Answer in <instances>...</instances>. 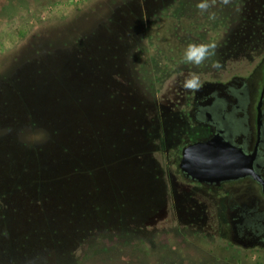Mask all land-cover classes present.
Masks as SVG:
<instances>
[{
  "label": "rangeland",
  "instance_id": "374dc122",
  "mask_svg": "<svg viewBox=\"0 0 264 264\" xmlns=\"http://www.w3.org/2000/svg\"><path fill=\"white\" fill-rule=\"evenodd\" d=\"M240 1L201 11L200 0H0V94L14 93L2 75L45 64L44 105L74 107L94 132L85 128L79 151L66 157L80 172L74 197H58L67 189L57 188L49 198L45 187L41 202H9L7 218L29 236L0 235V264H264L253 242L219 235L205 188L165 154L189 137L191 100L203 102L222 71L247 72L262 54L264 0ZM191 43L214 54L187 63ZM191 73L198 79L186 86ZM73 93L76 102L58 99ZM40 172L49 173L46 165ZM50 219L61 237L56 249Z\"/></svg>",
  "mask_w": 264,
  "mask_h": 264
},
{
  "label": "trees",
  "instance_id": "16d2710c",
  "mask_svg": "<svg viewBox=\"0 0 264 264\" xmlns=\"http://www.w3.org/2000/svg\"><path fill=\"white\" fill-rule=\"evenodd\" d=\"M49 75L50 71L42 64V68H38L35 73H29L21 67L13 75L5 73L1 76L14 93L8 90L0 94V165L3 168L0 173V216L5 225L0 235L29 236L28 230L24 228L18 232L17 226L7 218L8 204L14 202L12 199L18 201V195L24 202H41L37 191L42 193L41 189L48 187L49 198L56 197L57 188L61 192L67 189L64 195L58 197H74L81 184L78 166L70 168L66 157L79 151V140L85 128H88L86 134L89 136L94 132L87 122L85 126L78 120V112L73 110L74 107L44 105L45 100L51 97L46 90V87L49 88ZM50 77L61 84L59 76ZM78 98V93L69 94L67 99L61 95L58 97L62 103L76 102ZM44 165L49 173L40 172ZM37 166L38 173L35 171ZM18 170H22L19 176L15 173ZM33 185L39 187L36 193H32ZM54 223L50 219L45 224L46 230L48 225L50 234L52 232L49 235L52 249H56L57 241H61V237L56 235L58 230L53 226ZM42 247L46 248L45 245ZM2 250L1 243L0 252ZM48 259L41 264H48Z\"/></svg>",
  "mask_w": 264,
  "mask_h": 264
},
{
  "label": "flooded vegetation",
  "instance_id": "af4514ba",
  "mask_svg": "<svg viewBox=\"0 0 264 264\" xmlns=\"http://www.w3.org/2000/svg\"><path fill=\"white\" fill-rule=\"evenodd\" d=\"M240 4L236 0L232 7ZM255 56H250L247 72L231 66V70L221 72L218 82H209L203 102L195 97L191 100L189 137L175 147L172 155L169 148L165 154L173 157L172 163L178 165L182 174L198 182L200 190L205 188L211 216L217 214L221 218L219 235L222 238L229 240L236 236L255 244L249 249L264 251V49L260 57ZM216 136L252 156L255 174L220 183L201 182L186 175L181 168L183 149Z\"/></svg>",
  "mask_w": 264,
  "mask_h": 264
},
{
  "label": "water",
  "instance_id": "95a60500",
  "mask_svg": "<svg viewBox=\"0 0 264 264\" xmlns=\"http://www.w3.org/2000/svg\"><path fill=\"white\" fill-rule=\"evenodd\" d=\"M252 162L253 157L241 147L216 136L187 145L183 149L181 168L193 179L220 183L255 174Z\"/></svg>",
  "mask_w": 264,
  "mask_h": 264
},
{
  "label": "clouds",
  "instance_id": "9594fccd",
  "mask_svg": "<svg viewBox=\"0 0 264 264\" xmlns=\"http://www.w3.org/2000/svg\"><path fill=\"white\" fill-rule=\"evenodd\" d=\"M215 2L216 0H211V2L210 0H200V3L197 4V7L201 11H207L215 4ZM222 2L227 4L229 3V0H222ZM213 48L214 46H210L208 44L191 43L184 51V60L190 64L200 65L214 54ZM196 79H198V76L195 73H191L189 77L186 78L185 85L187 86L191 84L192 81Z\"/></svg>",
  "mask_w": 264,
  "mask_h": 264
}]
</instances>
